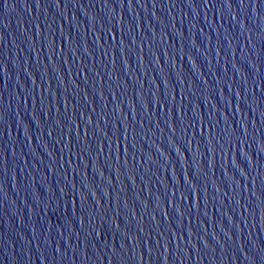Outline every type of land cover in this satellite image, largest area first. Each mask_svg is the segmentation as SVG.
<instances>
[{
	"label": "water",
	"instance_id": "95a60500",
	"mask_svg": "<svg viewBox=\"0 0 264 264\" xmlns=\"http://www.w3.org/2000/svg\"><path fill=\"white\" fill-rule=\"evenodd\" d=\"M0 264H264V0H0Z\"/></svg>",
	"mask_w": 264,
	"mask_h": 264
}]
</instances>
